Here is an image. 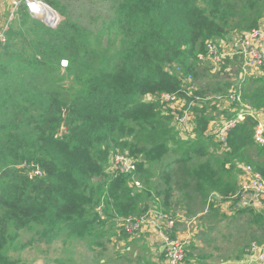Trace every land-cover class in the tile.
<instances>
[{
    "label": "trees",
    "instance_id": "16d2710c",
    "mask_svg": "<svg viewBox=\"0 0 264 264\" xmlns=\"http://www.w3.org/2000/svg\"><path fill=\"white\" fill-rule=\"evenodd\" d=\"M44 1L66 15L58 0ZM233 7L225 0H121L107 40L105 30L95 33L69 15L50 27L19 11L0 50V264H19L5 247L16 238L13 233L32 224H49L47 240L64 230L71 239L90 237L89 249L95 251L110 236L107 220L119 229L118 218L149 208L150 190L144 185L143 193L132 194L133 177L154 184L153 167L171 153L179 155V170L187 172V156L194 151L187 142L180 144L159 99L178 90L184 78L166 66L176 62L184 76L195 77L206 41L264 22V0L245 3L239 13ZM62 60L68 61L66 68ZM242 97L264 110V75L245 80ZM208 107L193 109L199 137L212 118L213 106ZM256 123H239L225 154L251 163L264 176V144L254 140ZM117 154L132 158L137 170L112 174ZM24 161L40 166L44 176L29 178ZM207 161L193 174L217 188L216 171ZM236 187L227 184L220 195L228 200Z\"/></svg>",
    "mask_w": 264,
    "mask_h": 264
},
{
    "label": "built area",
    "instance_id": "2783aa9c",
    "mask_svg": "<svg viewBox=\"0 0 264 264\" xmlns=\"http://www.w3.org/2000/svg\"><path fill=\"white\" fill-rule=\"evenodd\" d=\"M11 13L9 18L3 22L0 27V46H4L7 41V32L13 21L17 18L16 13L20 10L26 11L30 16H39L46 22L54 24L59 17L54 8L44 0H11ZM49 11L51 14H49ZM56 11V10H55ZM236 35H238L236 37ZM206 55L213 66V70L219 75H229L222 71L223 65H228L230 74L238 73L235 78L230 80L229 91L224 95H214L201 97L195 95L198 90L192 82V75L184 76L183 83H180L179 89L175 92H163L159 95L160 101L164 104L163 109L168 110L172 116V123L185 135H196V114L194 108L202 105L204 101H212L213 105L228 103L223 105L228 107L232 114L229 117L220 119L219 122L211 120L208 124V134L211 135L217 144L228 146L230 132L241 122L247 119H253L256 123L254 140L258 144H264V113L254 108L251 104L244 101L242 97V83L249 77H260L264 75V22L259 27L243 32H235L225 38L210 39L206 41ZM205 54V53H204ZM238 64V68L231 65V62ZM62 68L68 66L67 60L61 61ZM181 79L180 77H178ZM195 91V92H194ZM213 100H218L216 103ZM112 174L134 173L136 163L130 157L117 154L111 159ZM24 165L32 168L28 176L32 179L36 176L41 177L42 169L35 163ZM44 176V175H43ZM239 190L232 195L229 200L238 203L253 202L259 206L264 201V176L256 171L250 164L242 167L239 175ZM131 186L132 194H136L143 189L141 180L133 177ZM181 214L164 212L160 209L158 203L149 206L146 212L140 215H128L117 219L119 233L132 238L140 235L147 229H153L154 238L158 246L163 247L161 264H183L187 256L188 241H183L174 236L176 224ZM249 255L254 256L256 264H264V246L258 242H252L247 249ZM159 263V262H158Z\"/></svg>",
    "mask_w": 264,
    "mask_h": 264
},
{
    "label": "crops",
    "instance_id": "0c3cea01",
    "mask_svg": "<svg viewBox=\"0 0 264 264\" xmlns=\"http://www.w3.org/2000/svg\"><path fill=\"white\" fill-rule=\"evenodd\" d=\"M11 3V0H0V27L9 18L12 11H10ZM18 15L19 12L16 13V17ZM235 32L239 31H231L230 34ZM205 103L204 101L198 108H202ZM216 108L220 109V113H222L227 112L226 109L228 107L226 108L220 103ZM262 112L264 113V111ZM213 114H216V109ZM175 128L178 131V137L180 139L186 138L185 142L194 151L190 155L198 153L197 150L201 149V151L207 154V157L202 161H198L195 166L189 167V158L186 161L187 172L180 171L179 173L182 175L177 178L174 177L171 179L169 174L163 171L164 182H167V184L161 190H157L160 197L154 196L155 199L151 198L150 200L151 202L156 201L160 209L166 212H174L175 207L179 205L186 207L189 211V217L191 218H187L182 214L183 217L178 219L175 228L176 232H174V236L179 237L183 241H188L187 256L183 264H256L253 260L254 256L249 255L247 246L254 241L264 246V205L256 206L250 203H238L222 198L220 193L225 189L227 184H236V189L239 188V176L238 172L236 176L223 173L222 165L226 163V154L222 156L217 155L210 149V145L206 144L208 142L217 144L215 139L208 134V126L201 137L197 136V132L195 136L191 134L185 135L176 126ZM200 140L204 142V145L198 146L197 141ZM177 145H171V148H176ZM221 150L227 151L228 146L226 148L222 147ZM176 157H179V155L176 154L170 158L172 160L168 164L173 162V160L178 161L179 159ZM207 159L212 162V167L216 171L215 179L217 181V188H213L209 182L199 183L193 174V170L197 169L201 164L208 162ZM163 162H161L160 166L165 167L168 165L167 163L163 165ZM214 164L219 166L215 167ZM177 168L180 169L179 166ZM159 181L162 184V181ZM144 189L145 187L138 193H143ZM209 195L210 197L208 199ZM199 196H203L204 198L201 199ZM178 214H181L180 211L177 212ZM226 217L234 218L235 221L233 224H222L221 220ZM109 233L110 236L105 238L103 246H97V250L95 251L90 249V254L96 260L92 264L162 263L163 247L161 245L158 246L155 241L153 229H147L140 235L132 238H128L125 234L119 233L116 227L111 228ZM198 236L203 239H197ZM72 239H75V237ZM72 239L60 235L52 239L51 242L58 244L62 240L61 242L66 243ZM87 247L89 248V246ZM60 255L59 249L57 255L53 258L59 257ZM92 256L88 255L89 258L86 264H91L89 260L92 259ZM231 256L233 258H230ZM136 258L140 259V261H136ZM79 261L80 259L77 260L74 258L75 264H81ZM60 264H71V258L68 257L67 260L66 257L65 261Z\"/></svg>",
    "mask_w": 264,
    "mask_h": 264
},
{
    "label": "rangeland",
    "instance_id": "374dc122",
    "mask_svg": "<svg viewBox=\"0 0 264 264\" xmlns=\"http://www.w3.org/2000/svg\"><path fill=\"white\" fill-rule=\"evenodd\" d=\"M58 1L65 8L66 15L61 13V12H58L55 9L56 11L54 10V12H56L58 14L59 19L53 25L47 24L48 26L57 27V25L60 24L69 15V17L73 21H76V22H78L84 26H88L95 33L99 32L100 30H105V32H104L105 33L104 34L105 40H107L108 35H110L114 31V29L112 27H110V23H111V20L114 16V11H115L118 3L121 0H58ZM249 1H251V0H225V2L227 4H229L230 6H234L233 8L235 9V11H237V13H239V11L243 12L242 7L245 5V3L248 4ZM262 17L264 18V12L262 13ZM229 34H230V32H229ZM237 36L238 35H236V37ZM113 38H114V36H113ZM1 49H2V46H0V50ZM208 61L209 60H208L207 55H206V47H205V54H201L197 63H196L197 64V66H196L197 67V75L195 77L192 76L191 84L194 85L196 88H198V90H202L204 92L203 95L214 96L216 94H220V95L226 94L230 88V85H229L230 80L232 79V77H233V79L236 77L235 75L238 73V71L235 72L234 74H230L228 71V65H225V73L229 75V78L227 79L226 78L227 75H224V74L219 75L218 73H216L213 70V66L209 63L211 61H209V62ZM230 62H231V65L238 68L237 63L232 62V61H230ZM166 68L171 73H175L178 77H180V78L184 77L183 73L181 72L182 70H180V67L178 66V64L176 62L167 65ZM65 80L68 83L72 82L68 78H65ZM254 85H257V84H254ZM244 87H246V85ZM241 89H242V86H241ZM246 100H247L246 101L247 103L250 102L248 99H246ZM213 101L218 103V100H213ZM210 102H212V101H207V103H206V104H209L210 107L213 106L212 107L213 111L210 113L212 118L209 120V123L211 122V120H216L217 122H219L220 119L228 117V114H230V112H231L229 109H226L227 112L220 113L221 110L216 108L217 107L216 104L213 105ZM249 104H251V103H249ZM223 105H227V103L225 102V103H223ZM210 107H208V108H210ZM215 109H216V114H213ZM259 110L264 111L263 109H259ZM183 134H184V132H183ZM185 141H186V138H182L180 141V144H183ZM133 143H135V142H133ZM206 144H209L210 149L214 153H216L217 155L222 156L223 154H225V151L221 150L222 147H224V146L219 145V144H214L211 142H208ZM185 148H187V147L185 146L184 149ZM180 152H181V150H179V153ZM174 156H175V153L169 154L167 156V159L164 160L163 165L166 163L168 164L172 160L170 158H172ZM214 156H216V155H214ZM187 157H190V159L188 160V165L190 167V166L197 165L198 161L204 160L205 157H207V154L205 157H201L198 153H195L192 155H188ZM176 158H178L179 160L178 161L173 160V162H171L170 164H168L165 167L160 166V165L153 167L154 168L153 169V173H154L153 178L155 179L154 184H152V183L146 184V183H144L143 180L141 181L142 184H144L146 187L145 190L146 191L150 190L151 198H152V196L153 197L154 196L160 197L159 195H157V192H158L157 190H161L163 188V186H165L167 184V182L166 183L164 182L163 171H165L167 174H169L171 179H173L174 177L177 178L178 176L182 175L181 173H179L180 170L177 168L178 165L180 164V157H176ZM225 159H227L226 156H225ZM227 160H228V162L226 161V163L222 165L223 166L222 169H223V173L230 174L231 176H236L237 172H238V176H239L240 173L242 172V167L245 164H249L246 161L241 162L238 158H235V157H228ZM25 162L26 161H24L23 164ZM171 164H172V166L170 167ZM214 166L218 167L219 165L214 164ZM18 168H20V167H18ZM172 169H174V171H171ZM30 172H32V168H30L28 170V173H30ZM43 175H44V172L42 171L40 176H43ZM159 180L162 181V184L160 183ZM161 185H162V187H160ZM238 187H239V183H238ZM210 195L208 196V199H209ZM199 197H201V199L204 198L203 196H199ZM151 198H150V200H151ZM153 202H156V201H153ZM153 202H151V204ZM208 203H209V201H208ZM260 205H264V203L262 202ZM0 211H1V209H0ZM178 211H180V213L185 215L187 218H191V217H189V211L187 210L186 207L179 205V206L175 207V210L172 213L177 214ZM115 220H116V218L114 219V221ZM197 221H198V218H197ZM234 221H235V219L231 218V217H226V218L221 220L222 224H225V225L226 224L227 225L233 224ZM110 223H111V220L106 221V224H107L106 229H109V230L111 229ZM61 224H63V223H61ZM48 226H49V224H46V225L45 224L44 225L32 224L30 227L21 229L18 232L13 233V234H17V236L14 240L10 241L7 244V246L5 247V253L8 254L10 258L17 261L19 264H60L61 262L65 261L66 257H67V260H68V257L71 258V264H75L74 258H76L77 260L80 259L79 262L81 264H86V262L89 258L88 255L92 256L90 254L91 253L90 249L87 247V246H90L89 244L91 242V240H90L91 238L88 237L87 239H81V238L76 237L75 239H72L71 241H67L66 243L61 242L63 240L62 239L57 244L54 242H50L51 240H47L48 237L50 236V233H48V231L51 230V228L49 230H47ZM93 226L97 227V224L95 223ZM95 232H96V229L91 234L93 235V234H95ZM56 234L59 235V234H61V232L56 231ZM62 235L63 236L66 235V230H64L62 232ZM198 238H202V237L198 236L197 239ZM54 241H57V240H54ZM215 248H217V247H215ZM59 249H60L61 255L59 257L53 258L54 256L57 255V252L59 251ZM150 255H151V253H150ZM220 256H222V255H220ZM230 258H233V257L231 256ZM136 261H140V259L136 258ZM67 262L70 263L69 261H67ZM89 262L92 264V263L96 262V260H94V257L92 256V259L89 260Z\"/></svg>",
    "mask_w": 264,
    "mask_h": 264
},
{
    "label": "water",
    "instance_id": "95a60500",
    "mask_svg": "<svg viewBox=\"0 0 264 264\" xmlns=\"http://www.w3.org/2000/svg\"><path fill=\"white\" fill-rule=\"evenodd\" d=\"M33 18H37V19H39V20H41V21H43L44 23H46V24H48V25H52V24H50V23H48V22H46L43 18H41V17H39V16H36V15H34V16H32ZM173 125V124H172ZM250 204H253V202L252 201H250L249 202Z\"/></svg>",
    "mask_w": 264,
    "mask_h": 264
},
{
    "label": "clouds",
    "instance_id": "9594fccd",
    "mask_svg": "<svg viewBox=\"0 0 264 264\" xmlns=\"http://www.w3.org/2000/svg\"><path fill=\"white\" fill-rule=\"evenodd\" d=\"M229 35H230V34H229ZM231 114H232V112H230V114H228V117L231 116ZM172 122H173V121H172ZM172 124H173V123H172ZM208 124H209V123H208ZM173 126H174V124H173ZM229 199H230V198H229ZM155 203H156V202H155Z\"/></svg>",
    "mask_w": 264,
    "mask_h": 264
},
{
    "label": "bare ground",
    "instance_id": "6f19581e",
    "mask_svg": "<svg viewBox=\"0 0 264 264\" xmlns=\"http://www.w3.org/2000/svg\"><path fill=\"white\" fill-rule=\"evenodd\" d=\"M49 14H51V12L49 11Z\"/></svg>",
    "mask_w": 264,
    "mask_h": 264
}]
</instances>
